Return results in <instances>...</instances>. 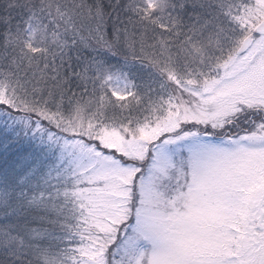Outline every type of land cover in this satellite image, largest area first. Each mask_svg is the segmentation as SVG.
I'll use <instances>...</instances> for the list:
<instances>
[{"label":"snow or ice","instance_id":"1","mask_svg":"<svg viewBox=\"0 0 264 264\" xmlns=\"http://www.w3.org/2000/svg\"><path fill=\"white\" fill-rule=\"evenodd\" d=\"M0 264H264V0H0Z\"/></svg>","mask_w":264,"mask_h":264}]
</instances>
